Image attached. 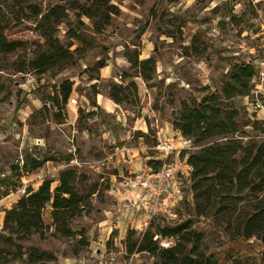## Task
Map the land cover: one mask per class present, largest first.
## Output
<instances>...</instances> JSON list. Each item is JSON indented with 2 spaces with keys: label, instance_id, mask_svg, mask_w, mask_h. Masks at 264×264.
Returning a JSON list of instances; mask_svg holds the SVG:
<instances>
[{
  "label": "rangeland",
  "instance_id": "1",
  "mask_svg": "<svg viewBox=\"0 0 264 264\" xmlns=\"http://www.w3.org/2000/svg\"><path fill=\"white\" fill-rule=\"evenodd\" d=\"M113 2L120 11L101 32H95L89 18L81 17L80 24L75 12L68 11L56 34L64 43L70 40L68 28L79 30L82 41L72 40V49L78 47L80 57L61 70L37 73L17 71L16 67V61L19 64L30 59L43 42L28 6L36 5L45 12L60 1L0 0L4 33L25 43L24 48L0 57V234H7L2 229L1 211L14 205L13 199L21 196L18 190L22 186L35 188L45 179L52 180L54 188L59 173L66 168L76 171V187L88 194L91 202V210L70 223L74 231L84 229L86 243L79 235H56L50 226V208H46L43 220L48 228L44 236L33 233L15 244L1 238L0 264H153L156 257L148 252L129 254L124 244L129 232L140 238L150 223L174 227L186 224L190 235L200 238L194 253L206 254L238 234L253 212L251 195L245 190L218 197L210 210L199 214L187 180L174 222L158 215L138 224L135 212L129 213L133 220L122 225L117 203L127 204L141 196L139 181H160L154 175L162 169L156 150L160 139H168L175 147L169 163L178 161L176 155L180 158L181 151H185V158L214 142L190 143L182 148L185 137L174 129L173 122L182 103L192 104L208 92L220 91L233 64L264 56V0ZM136 57L154 59L151 79L142 78L129 61ZM101 62L105 66L99 68ZM64 80L72 82V92L65 106L55 107L50 98ZM114 84L124 89L119 103L109 97ZM251 99L235 97L233 102L246 107ZM103 101L111 104L109 111L100 105ZM254 118L259 123L244 128L249 136H244L243 142L253 136L261 140L264 108L257 110ZM184 158L180 159L186 164ZM26 160L31 164L40 161L41 165L30 169L24 165ZM118 195L122 196L120 200ZM109 207H115L114 216L110 215L113 218L108 223H101L110 214L102 209ZM155 236L160 246L161 242L170 241V246L176 242L175 238ZM249 240L264 245L256 237ZM31 248L55 258L30 263L27 254Z\"/></svg>",
  "mask_w": 264,
  "mask_h": 264
},
{
  "label": "trees",
  "instance_id": "2",
  "mask_svg": "<svg viewBox=\"0 0 264 264\" xmlns=\"http://www.w3.org/2000/svg\"><path fill=\"white\" fill-rule=\"evenodd\" d=\"M59 1L45 12L36 5L28 6L32 16L36 18L35 29L43 42L32 51L30 59L19 64L16 61L17 71L34 70L44 73L53 69L61 70L77 62L80 50L78 47L72 49V40L82 41L79 30L68 28L66 32L70 40L64 43L56 34L58 26L68 18V11L75 12L80 24L81 17L89 18L95 32H101L109 24L111 17L120 11L113 0ZM24 47V42L9 39L0 25V57ZM256 60L233 64L220 91L208 92L192 104L182 103L180 113L173 122L174 129L180 131L192 144L214 140L201 147L198 152L188 153L185 158V151L180 152V158H184L183 162L190 167L188 190L191 200L196 202L199 214L210 210L215 200L223 195L242 193L245 190L251 195L253 212L241 224L238 234L242 237L233 234L222 247L206 254L194 253L200 238H193L190 231L186 230V224L174 227L150 223L140 238H134L132 231L126 235L124 244L127 253L148 252L156 257L153 264H264V245L249 240L256 237L264 244V137L258 140L253 136L243 142V137L249 136L245 134L244 128L249 125L257 126L259 120L254 118L255 112L249 113L246 107L236 106L233 102L235 97L252 96L251 80ZM129 61L139 69L142 78L151 79L155 71L153 58L138 60L136 57ZM104 66L103 62L98 64L99 68ZM2 91L0 84V93ZM123 91L122 86L114 84L109 97L119 103ZM71 92L72 82L62 81L57 94L50 98L52 105L59 108L65 106ZM261 100L264 104V96ZM24 163L30 169L41 165L40 161L31 164L26 160ZM76 177L73 168H66L59 173L58 184L54 188L51 187L52 180L45 179L36 188L26 189V194L21 195L10 209L5 210L2 229L7 234H0V239L15 244L27 240L33 233L43 237L48 228L43 220V211L50 208V226L56 235H79L80 241L86 243L84 229L74 231L70 226L72 220L91 210L89 195L78 191ZM155 235L160 238H175L176 242L164 248L154 239ZM187 244L192 246L189 248ZM16 245L20 247V244ZM54 258L53 254L36 248H31L27 254L30 263Z\"/></svg>",
  "mask_w": 264,
  "mask_h": 264
},
{
  "label": "built area",
  "instance_id": "3",
  "mask_svg": "<svg viewBox=\"0 0 264 264\" xmlns=\"http://www.w3.org/2000/svg\"><path fill=\"white\" fill-rule=\"evenodd\" d=\"M251 101L246 108L249 112L254 113L264 108L261 98L264 96V56L258 58L254 64V75L251 80ZM75 103V99L70 100ZM264 137V132L262 136ZM190 144V140L182 139V148ZM175 149L173 144L168 140H159L156 145L158 157L162 161V169L159 173L160 181L152 182L149 179L139 181L138 185L142 190V195L135 199L129 200L126 204L131 214L142 209L147 214V220L153 219L160 215L169 222H174L178 218L176 205L184 197L185 185L184 180H188L190 167L187 171H182L177 163L167 162L169 155ZM172 184L164 183L163 180H171ZM18 192L20 195L26 194V187L22 186ZM158 236H155L157 238ZM162 247L170 246V241L161 242Z\"/></svg>",
  "mask_w": 264,
  "mask_h": 264
},
{
  "label": "crops",
  "instance_id": "4",
  "mask_svg": "<svg viewBox=\"0 0 264 264\" xmlns=\"http://www.w3.org/2000/svg\"><path fill=\"white\" fill-rule=\"evenodd\" d=\"M98 103V102H97ZM100 103V105L101 106H103V107H106L107 109V111H109V109L112 107L111 106V104L110 103H108V102H99ZM162 132V131H161ZM182 138V137H181ZM161 140V139H160ZM166 140V139H165ZM176 153H178V152H176ZM176 155V154H175ZM179 157V155L177 156L176 155V158L177 159H175V160H178V161H176L175 163H177L178 164V166H179V168L184 172V171H187L188 170V165L187 164H183L182 163V161H181V159L180 158H178ZM155 176H158L157 177V179L159 178V175L157 174H154ZM163 182L164 183H168L169 185L170 184H172L173 183V181H172V179L171 180H163ZM36 188V187H35ZM6 197H10V195H7ZM119 200L122 198V196L121 195H118V197H117ZM18 198H15V199H13V202L15 203L16 202V200H17ZM114 201V200H113ZM112 201V202H113ZM120 202V201H119ZM117 203V211L120 209V213H119V217L121 218L120 220H121V222H122V225H123V223H124V225H128V223L130 222V220H133V218L134 217H132V215L131 214H129L130 213V210L127 208V206H126V204H125V202L124 203H122V202H120V203ZM119 204V205H118ZM111 206V205H110ZM113 206H115V205H113ZM121 206V207H120ZM110 208V209H109ZM108 209L107 208H103L102 210L104 211V212H106V214L107 213H110L108 216H104L103 217V221L101 222V223H108L110 220H112V216H114V214L112 213V211L114 210V208L115 207H109ZM122 211V212H121ZM136 218L134 219V221H136L138 224L140 223V222H142V221H147V214H146V212L144 211V210H142V209H140V210H138V212H136ZM1 215H2V217H3V215H4V211H1ZM110 215H112V216H110ZM118 223H120V221H118ZM144 223H146V222H144ZM118 227V226H117Z\"/></svg>",
  "mask_w": 264,
  "mask_h": 264
}]
</instances>
